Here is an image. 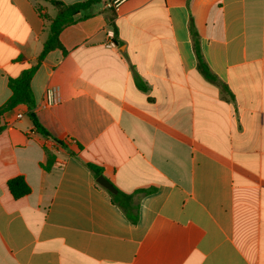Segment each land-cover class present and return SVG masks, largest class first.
<instances>
[{
	"label": "crops",
	"instance_id": "crops-1",
	"mask_svg": "<svg viewBox=\"0 0 264 264\" xmlns=\"http://www.w3.org/2000/svg\"><path fill=\"white\" fill-rule=\"evenodd\" d=\"M113 1L66 27L32 79L65 147L23 104L0 116V264H264V0ZM55 15L0 0V107ZM191 25L219 83L198 69ZM86 163L148 192L136 224Z\"/></svg>",
	"mask_w": 264,
	"mask_h": 264
},
{
	"label": "trees",
	"instance_id": "trees-1",
	"mask_svg": "<svg viewBox=\"0 0 264 264\" xmlns=\"http://www.w3.org/2000/svg\"><path fill=\"white\" fill-rule=\"evenodd\" d=\"M43 1L51 4L56 10L55 17L48 18L45 16L46 20H48V37L44 43L43 50L38 57L37 64L25 69L20 76L9 79L8 85L12 94L8 101L2 107H0V116L4 112L20 104H23L28 109V117L32 121L36 132L45 138L51 139L56 144L65 147V144L52 137L38 120L36 115V100L31 86L32 79L41 62L45 59L49 52L55 49H63L62 43L60 41L61 32L66 27L75 24L77 21L91 17L93 15L94 7L99 5L103 0H86L74 4H66L60 0ZM191 34L193 39V47L198 62V69L209 81L219 83L218 78L211 71L209 65L204 59L200 47L199 35L193 25H191ZM86 166L96 178L102 175V169L97 165L86 163ZM7 185L10 193L16 199H20L30 193V187L22 176H17L10 179L7 182ZM109 193L111 195L112 202L123 211L132 224H136L139 220L140 209L139 200L136 199L148 192L143 189H138L132 193H126L121 190H118L117 194H113L111 192Z\"/></svg>",
	"mask_w": 264,
	"mask_h": 264
},
{
	"label": "water",
	"instance_id": "water-1",
	"mask_svg": "<svg viewBox=\"0 0 264 264\" xmlns=\"http://www.w3.org/2000/svg\"><path fill=\"white\" fill-rule=\"evenodd\" d=\"M97 182L106 190H108L109 192L113 193V194H117L118 193V189L116 188V186H114V184L108 180L106 177H104L103 175L99 176L97 178Z\"/></svg>",
	"mask_w": 264,
	"mask_h": 264
},
{
	"label": "built area",
	"instance_id": "built-area-1",
	"mask_svg": "<svg viewBox=\"0 0 264 264\" xmlns=\"http://www.w3.org/2000/svg\"><path fill=\"white\" fill-rule=\"evenodd\" d=\"M122 1L123 0H114L112 3L108 5V7H117ZM54 101L55 100L53 98V95L50 94V96H48V103H53ZM19 117H22V115L20 114Z\"/></svg>",
	"mask_w": 264,
	"mask_h": 264
},
{
	"label": "rangeland",
	"instance_id": "rangeland-1",
	"mask_svg": "<svg viewBox=\"0 0 264 264\" xmlns=\"http://www.w3.org/2000/svg\"><path fill=\"white\" fill-rule=\"evenodd\" d=\"M54 8V7H53ZM48 37V33H46V38Z\"/></svg>",
	"mask_w": 264,
	"mask_h": 264
}]
</instances>
